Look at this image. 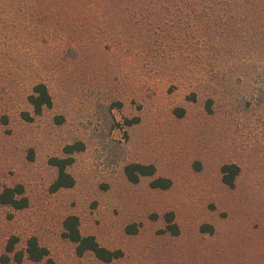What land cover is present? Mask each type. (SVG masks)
<instances>
[{
	"label": "rangeland",
	"instance_id": "1",
	"mask_svg": "<svg viewBox=\"0 0 264 264\" xmlns=\"http://www.w3.org/2000/svg\"><path fill=\"white\" fill-rule=\"evenodd\" d=\"M87 11L0 9V191L21 184L28 199L0 203V264H33L16 255L31 235L53 264H264V72L243 58L223 78L227 57L215 71L202 46L135 59ZM38 82L52 102L35 114ZM67 155L74 184L53 190L50 158ZM129 163L155 173L132 182ZM157 177L171 185L151 187ZM70 214L118 256L78 255Z\"/></svg>",
	"mask_w": 264,
	"mask_h": 264
},
{
	"label": "trees",
	"instance_id": "2",
	"mask_svg": "<svg viewBox=\"0 0 264 264\" xmlns=\"http://www.w3.org/2000/svg\"><path fill=\"white\" fill-rule=\"evenodd\" d=\"M0 9L88 10L93 21L99 19L102 22V30L105 29L102 32L108 38L129 45L128 56L135 59L166 55L167 48L173 50L172 55H188L195 52L193 48L202 46L206 52L200 53L213 59L215 71L217 61L224 54L227 57L224 67L227 70L221 74L223 78L226 73L233 76L232 73L238 71L239 59L243 58L246 59L245 68L253 72L260 67L264 72V0H0ZM28 100L35 114L41 113L44 106H50L52 99L47 85L36 83ZM176 110L178 115L183 114V109ZM83 146L81 141L66 144L64 152L71 154ZM72 162L70 155L50 158V163L57 169L51 184L53 190L74 184L73 176L67 171ZM221 170L222 180L233 185L238 166L226 164ZM125 172L129 180L137 182L140 175H153L155 167L153 164L129 163ZM170 185L169 178L157 177L150 181V186L155 188L165 189ZM0 203L14 209L25 208L28 199L23 185L4 187L0 191ZM167 226L172 233L178 232L176 224ZM63 229V236L75 244L78 255L89 251L108 262L120 253L100 245L93 235H82L78 217L74 214L64 218ZM12 244L7 246L8 251L13 248ZM16 255L18 260L25 255L33 264H53L48 249L34 235L26 239L24 249Z\"/></svg>",
	"mask_w": 264,
	"mask_h": 264
}]
</instances>
